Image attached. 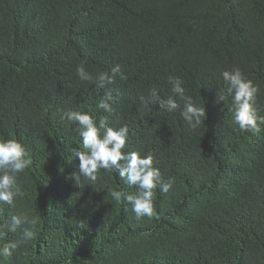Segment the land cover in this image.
Segmentation results:
<instances>
[{"label": "trees", "instance_id": "obj_1", "mask_svg": "<svg viewBox=\"0 0 264 264\" xmlns=\"http://www.w3.org/2000/svg\"><path fill=\"white\" fill-rule=\"evenodd\" d=\"M94 76L120 65L126 79L97 87ZM240 68L260 86L264 117V0H0V137L15 138L33 164L18 177L24 196L0 204L38 216L36 236L0 264H264V129L232 122L222 72ZM206 109L193 130L181 111L145 105L149 89L172 95L169 77ZM111 91L114 112L97 106ZM219 93L226 96L218 101ZM127 125L125 151L155 157L172 189L155 195L156 214L136 218L108 195L134 194L115 171L95 184L73 174L83 149L63 111Z\"/></svg>", "mask_w": 264, "mask_h": 264}, {"label": "clouds", "instance_id": "obj_2", "mask_svg": "<svg viewBox=\"0 0 264 264\" xmlns=\"http://www.w3.org/2000/svg\"><path fill=\"white\" fill-rule=\"evenodd\" d=\"M76 74L81 81L95 82L97 87L104 88L106 84L116 82L117 76L126 79L120 65H115L111 71H101L95 76L89 72L84 63L76 67ZM222 77L226 91L232 97V122L242 131L259 133L264 129V117L258 115L255 104L260 94V86L249 79L240 68L225 70ZM172 95L161 98L156 87L149 89V97L143 100L145 105H159L161 110L169 113L178 109L186 124L193 130L197 129L206 118V109L198 105L191 95L186 93L183 81L178 77H169ZM226 96L219 93L218 101H225ZM114 97L111 91L98 104V108L112 114ZM61 120L77 125V131L82 137L83 149H72V155L80 160L79 173H74V179L79 185L81 177L95 184L101 170L115 171L119 178L130 186H136L134 194L109 188L108 195L115 201H127L131 205L136 218L153 217L155 212L156 189L163 193L169 192L175 179L167 181L162 178L159 168L155 167V157L152 154L143 155L138 151H125L129 139V128L125 124L119 127L109 126L106 118L97 123L93 114L75 110L63 111ZM33 164L30 150L15 138L0 137V204L14 205L17 198H22L24 192L18 182V177ZM39 217L27 212L11 215L8 223L0 226V259L7 260L18 248L21 242H4L8 232L22 230V242L31 241L36 236V226Z\"/></svg>", "mask_w": 264, "mask_h": 264}]
</instances>
